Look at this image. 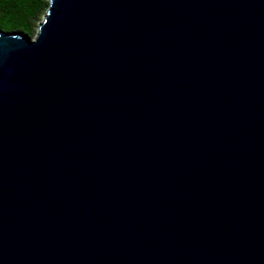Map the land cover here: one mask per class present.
<instances>
[{"label": "water", "instance_id": "1", "mask_svg": "<svg viewBox=\"0 0 264 264\" xmlns=\"http://www.w3.org/2000/svg\"><path fill=\"white\" fill-rule=\"evenodd\" d=\"M37 30H0V264H264V0Z\"/></svg>", "mask_w": 264, "mask_h": 264}, {"label": "trees", "instance_id": "2", "mask_svg": "<svg viewBox=\"0 0 264 264\" xmlns=\"http://www.w3.org/2000/svg\"><path fill=\"white\" fill-rule=\"evenodd\" d=\"M49 0H0V30L32 36Z\"/></svg>", "mask_w": 264, "mask_h": 264}, {"label": "rangeland", "instance_id": "3", "mask_svg": "<svg viewBox=\"0 0 264 264\" xmlns=\"http://www.w3.org/2000/svg\"><path fill=\"white\" fill-rule=\"evenodd\" d=\"M44 15H45V12L42 14V16L40 17V19H39V21L37 22V26H36V28H35V30H34V33H33V35L31 36V37H34L35 36V34L37 33V28H38V24L43 20V18H44Z\"/></svg>", "mask_w": 264, "mask_h": 264}]
</instances>
